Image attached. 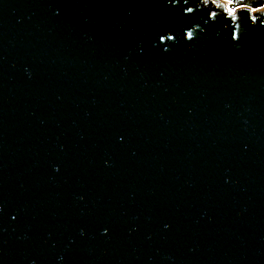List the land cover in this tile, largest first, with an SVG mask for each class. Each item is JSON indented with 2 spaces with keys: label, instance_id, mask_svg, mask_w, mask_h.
Instances as JSON below:
<instances>
[{
  "label": "water",
  "instance_id": "95a60500",
  "mask_svg": "<svg viewBox=\"0 0 264 264\" xmlns=\"http://www.w3.org/2000/svg\"><path fill=\"white\" fill-rule=\"evenodd\" d=\"M0 0V264H264V5Z\"/></svg>",
  "mask_w": 264,
  "mask_h": 264
},
{
  "label": "trees",
  "instance_id": "16d2710c",
  "mask_svg": "<svg viewBox=\"0 0 264 264\" xmlns=\"http://www.w3.org/2000/svg\"><path fill=\"white\" fill-rule=\"evenodd\" d=\"M229 6L235 8L237 6H249L250 9L259 8L264 5V0H228Z\"/></svg>",
  "mask_w": 264,
  "mask_h": 264
},
{
  "label": "rangeland",
  "instance_id": "374dc122",
  "mask_svg": "<svg viewBox=\"0 0 264 264\" xmlns=\"http://www.w3.org/2000/svg\"><path fill=\"white\" fill-rule=\"evenodd\" d=\"M221 1H223V2L225 3V5H226V7H227V9H228L229 11H233L235 8L239 7V6H237V7H235V8H231V7L229 6L228 0H221ZM247 7H249V6H247ZM250 8H251V7H250ZM262 8H263V7H259L258 10H261ZM256 9H257V8L251 9V11H256Z\"/></svg>",
  "mask_w": 264,
  "mask_h": 264
},
{
  "label": "bare ground",
  "instance_id": "6f19581e",
  "mask_svg": "<svg viewBox=\"0 0 264 264\" xmlns=\"http://www.w3.org/2000/svg\"><path fill=\"white\" fill-rule=\"evenodd\" d=\"M221 1V0H220ZM223 2V1H222ZM251 12H255V11H251Z\"/></svg>",
  "mask_w": 264,
  "mask_h": 264
}]
</instances>
